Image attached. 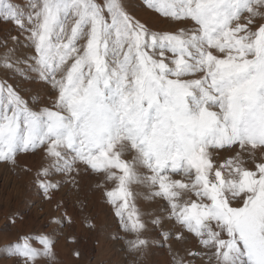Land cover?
Masks as SVG:
<instances>
[{"label": "snow or ice", "instance_id": "6c2138e0", "mask_svg": "<svg viewBox=\"0 0 264 264\" xmlns=\"http://www.w3.org/2000/svg\"><path fill=\"white\" fill-rule=\"evenodd\" d=\"M142 6L171 27L142 21L125 0H28L27 11L0 0V20L30 49L3 58L0 163L42 154L34 183L49 201L93 179L129 264H153L158 251L165 264H264V0ZM16 75L46 85L51 103L25 99L8 82ZM57 242L26 233L2 251L54 264ZM176 245L194 247L181 256Z\"/></svg>", "mask_w": 264, "mask_h": 264}, {"label": "rangeland", "instance_id": "374dc122", "mask_svg": "<svg viewBox=\"0 0 264 264\" xmlns=\"http://www.w3.org/2000/svg\"><path fill=\"white\" fill-rule=\"evenodd\" d=\"M9 2L28 10V0ZM99 2L103 3L104 0ZM125 3L129 11L142 21L161 28L171 27L143 7L142 0H125ZM12 36H19L20 42H14ZM25 43L14 24L0 20V79L11 75L2 67L3 58L10 49H15V55L20 59L30 55V49L24 47ZM8 82L16 86L25 99L31 98L30 102L39 96L42 104L51 103L48 97L54 94L46 85L25 80L19 75L11 76ZM44 162L42 154H21L17 166L0 163V264H16L15 259L8 258L2 250L26 233L51 234L58 241L55 244L54 264H129L131 257L123 249L124 233L119 229L118 218L111 205L95 188V181L89 177L83 178L79 191L70 190L71 185H66L55 192L49 201L34 183L35 171ZM26 168L31 169V173H26ZM138 206L146 213L153 212L155 208L153 203L144 200L138 201ZM65 214L72 217L74 223L61 228L54 221ZM90 225L95 227L91 228ZM176 247L183 256L185 248L194 245ZM75 251L81 253L80 257L73 255ZM151 259L153 264H165L169 257L163 251H158Z\"/></svg>", "mask_w": 264, "mask_h": 264}]
</instances>
